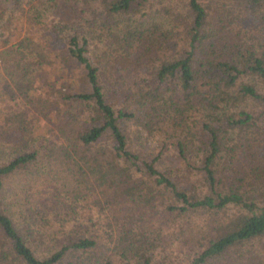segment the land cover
Returning a JSON list of instances; mask_svg holds the SVG:
<instances>
[{"label": "trees", "instance_id": "16d2710c", "mask_svg": "<svg viewBox=\"0 0 264 264\" xmlns=\"http://www.w3.org/2000/svg\"><path fill=\"white\" fill-rule=\"evenodd\" d=\"M18 1L0 0V264H264V0H75L36 45Z\"/></svg>", "mask_w": 264, "mask_h": 264}, {"label": "rangeland", "instance_id": "374dc122", "mask_svg": "<svg viewBox=\"0 0 264 264\" xmlns=\"http://www.w3.org/2000/svg\"><path fill=\"white\" fill-rule=\"evenodd\" d=\"M52 1V2H51ZM20 0L18 2H14V14L11 17V26L13 28V33L18 36L19 39H31L34 44H40L41 41L38 40L40 38V35H49L52 31V28L57 26L58 29L63 26V23L66 21H74L76 20L74 16H70L69 12L72 6H74L75 0H66L64 2L63 0ZM54 6V7H53ZM54 8H57L58 11H56ZM41 10V12H44L46 14L45 18L42 19V17L38 18L39 15L36 13L37 10ZM47 9V10H45ZM66 20V21H65ZM45 26H38L39 23H43ZM2 38L0 37V40ZM50 45L53 48H58V44L54 41H49ZM0 45H3L0 43ZM40 75L44 78L49 77V71L47 69H44L40 72ZM52 77L49 78L51 80ZM53 88L49 90L47 93H35L34 96H36L37 99L45 100L47 98H53L58 97V89L57 85H54L50 81ZM68 83V82H66ZM78 82H74V84H66V87H71V89H75L80 87V84ZM37 122L40 123L41 121H44L41 116H37ZM41 126L45 125V122L40 123ZM132 131V129H131ZM35 141L30 146V149L33 151H40L41 149H44L46 147L48 136L42 132L39 135L36 134V137H34ZM160 140L158 137H145L142 136L139 138V143L136 144V150L138 153H141L144 157L147 156H153L155 155L160 146ZM196 179L195 176H192L191 180L194 182ZM190 180V181H191ZM188 181L185 178L181 179V183ZM191 181V182H192ZM52 189L48 185H44V193L42 196L43 204H46V201L51 198ZM129 204L126 200H119L118 203H115L112 205L113 209H121L125 210ZM70 224L74 225V221H72ZM61 243L65 241V238H62Z\"/></svg>", "mask_w": 264, "mask_h": 264}]
</instances>
